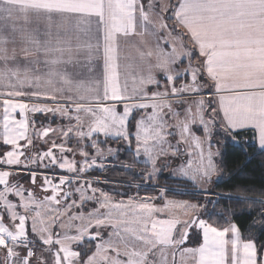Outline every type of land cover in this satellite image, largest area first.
I'll use <instances>...</instances> for the list:
<instances>
[{"label": "snow or ice", "instance_id": "6c2138e0", "mask_svg": "<svg viewBox=\"0 0 264 264\" xmlns=\"http://www.w3.org/2000/svg\"><path fill=\"white\" fill-rule=\"evenodd\" d=\"M246 130L264 154V0H0V264H264L204 218L264 206L205 187L215 132ZM122 150L148 181L195 160L169 173L182 187L117 201L88 174Z\"/></svg>", "mask_w": 264, "mask_h": 264}, {"label": "trees", "instance_id": "16d2710c", "mask_svg": "<svg viewBox=\"0 0 264 264\" xmlns=\"http://www.w3.org/2000/svg\"><path fill=\"white\" fill-rule=\"evenodd\" d=\"M253 136L254 134L250 130L242 131L236 137L237 140H240V143L237 144L222 133L215 132L213 144L214 148L218 149L220 153L216 157L220 178L214 185L213 191L215 193L231 194L232 196L242 193L245 195H260L259 191H243L244 189L255 188L259 190L264 188V154H261L257 147L251 146L254 143ZM217 141L219 142L217 143ZM108 143L113 148L118 147V143L115 141L109 140ZM106 161L107 164L103 170L98 168L93 169L88 176L93 180L102 179V181L110 183H122V186L127 190L126 195H129V190H133L134 188L139 189V193L155 194L157 192L160 193V189L163 186H171V189L175 185L178 186V182L171 179L169 174L165 172L151 181L144 180L139 175H136V173L145 167L143 163L135 164L134 172H129L119 167L121 164L133 163L130 152L122 150L115 158H108ZM130 182L139 184V187L130 184ZM169 195L175 198L191 199L188 195H177L171 191ZM209 207L211 208V205ZM261 207L264 206L252 203L251 201L221 199L220 203L216 205L213 214L210 217L205 216L204 218L209 219L210 222L220 227L234 222L240 227L244 239L256 238L264 242V231L260 228V225L264 224V217L259 214ZM221 212L223 215L216 214ZM189 246H194V244H190Z\"/></svg>", "mask_w": 264, "mask_h": 264}, {"label": "rangeland", "instance_id": "374dc122", "mask_svg": "<svg viewBox=\"0 0 264 264\" xmlns=\"http://www.w3.org/2000/svg\"><path fill=\"white\" fill-rule=\"evenodd\" d=\"M38 117H40V116H38ZM41 118V120H43L44 121V123L45 124H48L49 123V119H51V118H49V119H45L44 117H40ZM63 123V121H61V120H59V119H56V120H54L53 122H52V126L53 127H56L57 125H61ZM198 135H201V136H203V133L202 132H198L197 133ZM240 141V140H239ZM57 142H59V141H57ZM214 142V141H213ZM72 143H75V141H73ZM39 147H41V148H43V147H46L45 145H43V144H41V145H39ZM4 150H7V149H4ZM213 151L215 152L216 151V148H214V146H213ZM77 159L79 160L80 159V157H77ZM187 159H193V160H195V153H193V155L191 156V157H189V156H187L186 154L183 156V158L180 160V161H176V160H172V162H171V166L169 167V168H167V169H165L164 170V172L165 173H167V174H169V173H171V172H173L174 171V169L176 168V164L179 162V163H184ZM107 161L105 160L104 161V163H105V165L107 164L106 163ZM41 171H43V169H40ZM49 174H51V173H49ZM57 174H59V175H63V174H66V173H64V172H57ZM157 178V177H156ZM155 178V179H156ZM220 178V175H219V171L217 170V173H216V175H214L213 176V179H212V182H211V184L210 185H205V187H211V189H213L214 190V185H215V183H216V181L218 180ZM96 180H100V181H102V179H96ZM106 183H98V184H94L93 186L94 187H96V188H99V189H102L103 191H105V192H107V193H109L113 198H114V200H121V199H123V200H127L129 197H133V196H136L137 195V193L139 194V196L140 197H145V196H149V197H157V196H159V194L160 193H155V194H143V193H139L138 192V190L139 189H133V190H129V192H130V194L129 195H126L125 193H126V189H125V187L124 186H122L123 184L122 183H120V184H116V183H110V182H108V181H105ZM21 183L27 188V187H29V179H28V177L27 176H24L22 179H21ZM38 183H39V181H38ZM130 184H132V185H134V186H136L137 187V185H139V184H137V183H135V184H133V183H130ZM178 186H180V185H178ZM183 186V185H182ZM181 186V187H182ZM173 187V186H172ZM175 187H177V185H175ZM161 188H168V189H170L171 190V186H163V187H161ZM45 193H43V192H39V191H37V195L38 196H43ZM173 198H175V197H173ZM176 199H181V198H176ZM159 202V201H158ZM89 207H91V205H89ZM85 211H87V209H85Z\"/></svg>", "mask_w": 264, "mask_h": 264}, {"label": "crops", "instance_id": "0c3cea01", "mask_svg": "<svg viewBox=\"0 0 264 264\" xmlns=\"http://www.w3.org/2000/svg\"><path fill=\"white\" fill-rule=\"evenodd\" d=\"M17 118H19V116ZM39 121H41V118L40 117H38V121H37L38 125H39ZM88 179H90L89 176H88ZM0 254H2V253H0Z\"/></svg>", "mask_w": 264, "mask_h": 264}]
</instances>
